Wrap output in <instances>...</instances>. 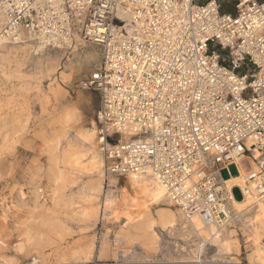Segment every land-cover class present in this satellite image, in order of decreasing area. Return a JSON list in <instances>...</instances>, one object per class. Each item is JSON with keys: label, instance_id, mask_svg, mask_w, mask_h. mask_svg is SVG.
Here are the masks:
<instances>
[{"label": "built area", "instance_id": "1", "mask_svg": "<svg viewBox=\"0 0 264 264\" xmlns=\"http://www.w3.org/2000/svg\"><path fill=\"white\" fill-rule=\"evenodd\" d=\"M0 15V44L99 48L78 85L98 95L106 175L150 174L215 233L237 215L235 188L264 203V0L232 13L218 0H0ZM231 166L243 187L227 184Z\"/></svg>", "mask_w": 264, "mask_h": 264}, {"label": "rangeland", "instance_id": "2", "mask_svg": "<svg viewBox=\"0 0 264 264\" xmlns=\"http://www.w3.org/2000/svg\"><path fill=\"white\" fill-rule=\"evenodd\" d=\"M218 1L234 12V0ZM83 44L76 52L33 54L12 45L1 51L8 79L0 77V264H186L193 239H182L178 215L177 228H162L158 209L150 207L149 228L134 215L126 178L104 179L103 191L93 192L99 197L87 202L84 191L99 180L71 171L69 160L81 151L77 134L96 121L99 103L78 85L100 55ZM67 113L73 119L58 123ZM236 169L229 167L232 177ZM111 190L115 198L106 206ZM232 194L241 200L238 188ZM236 230V259L249 264L250 243ZM201 259L222 264L224 254L208 246Z\"/></svg>", "mask_w": 264, "mask_h": 264}, {"label": "bare ground", "instance_id": "3", "mask_svg": "<svg viewBox=\"0 0 264 264\" xmlns=\"http://www.w3.org/2000/svg\"><path fill=\"white\" fill-rule=\"evenodd\" d=\"M74 40L75 43L70 49L72 52H76L78 47L83 48L84 45L82 39L78 36H75ZM9 45L26 49L25 47L28 48L30 44L26 37L20 33L19 41L17 43L4 42L0 44V54L1 51L4 52ZM23 49L22 51H24ZM0 77L3 81L8 79L7 73L3 71L1 66ZM0 90L2 89L0 88ZM72 119L73 114L67 113L65 116L58 118V123L65 124ZM96 134V123L92 121L90 127L81 130L77 134L80 141L81 153L79 152L78 155L71 157L69 160L71 171H73V173L78 175L84 174L90 179L96 181L99 180L97 183L95 182L94 189H87L84 191L86 197L85 200L87 202H92L97 199L99 194L95 195L93 192L101 193L104 189V179L113 176L105 174V162L103 155L98 148ZM125 135L129 134L126 133ZM125 137L126 136L123 138ZM250 164L253 166L252 161ZM245 177L246 169L243 166H239L238 175L229 178L227 184L243 187ZM125 178L129 190L133 193V196L129 195V198L131 206L134 209V215L138 221L148 224L149 228L154 227L155 223L148 215V208L154 207L158 209L157 216L160 226L172 230L177 228L178 222L176 215H178L180 221L179 230L181 231L182 239H186V241L187 239H193V246L191 249L192 257L187 263L211 264L209 261L202 260L201 254L204 253L208 246H214L216 247L217 253L224 254V261H222V264H241V262L236 259L240 254V243L236 238L238 236L236 228L239 227L240 231L242 230L241 237H243L246 243H250V248L249 251L247 250L248 253L246 255L248 263L264 264V203L259 201L253 195L246 194L242 200L235 201L233 204V209L237 214L235 219L230 223L228 226L229 228L227 227L223 231L215 233L213 229L205 227L198 218L192 217L191 219L186 220L177 209H175V211L171 210L170 207H174L168 199L164 187L157 181V179L151 177L150 174H131ZM114 198L115 195L112 193V190L108 191L106 193V202L104 205L109 206ZM104 215L105 213H103V216ZM145 216L148 217L145 218ZM22 250L23 246L18 245V252H21ZM188 252L190 251L188 250ZM226 256L228 259L225 258Z\"/></svg>", "mask_w": 264, "mask_h": 264}, {"label": "trees", "instance_id": "4", "mask_svg": "<svg viewBox=\"0 0 264 264\" xmlns=\"http://www.w3.org/2000/svg\"><path fill=\"white\" fill-rule=\"evenodd\" d=\"M221 12L222 13H232L231 11L224 9L222 6H221Z\"/></svg>", "mask_w": 264, "mask_h": 264}, {"label": "snow or ice", "instance_id": "5", "mask_svg": "<svg viewBox=\"0 0 264 264\" xmlns=\"http://www.w3.org/2000/svg\"><path fill=\"white\" fill-rule=\"evenodd\" d=\"M193 2H195V0H193Z\"/></svg>", "mask_w": 264, "mask_h": 264}]
</instances>
